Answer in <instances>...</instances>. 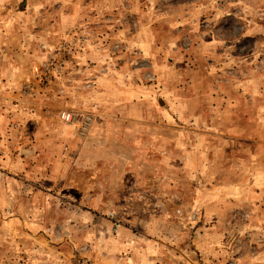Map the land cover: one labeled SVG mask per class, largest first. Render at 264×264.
I'll use <instances>...</instances> for the list:
<instances>
[{
    "label": "rangeland",
    "instance_id": "obj_1",
    "mask_svg": "<svg viewBox=\"0 0 264 264\" xmlns=\"http://www.w3.org/2000/svg\"><path fill=\"white\" fill-rule=\"evenodd\" d=\"M0 264H264V0H0Z\"/></svg>",
    "mask_w": 264,
    "mask_h": 264
},
{
    "label": "crops",
    "instance_id": "obj_2",
    "mask_svg": "<svg viewBox=\"0 0 264 264\" xmlns=\"http://www.w3.org/2000/svg\"><path fill=\"white\" fill-rule=\"evenodd\" d=\"M132 234H133V233H129V239H131V238H132V236H133Z\"/></svg>",
    "mask_w": 264,
    "mask_h": 264
}]
</instances>
